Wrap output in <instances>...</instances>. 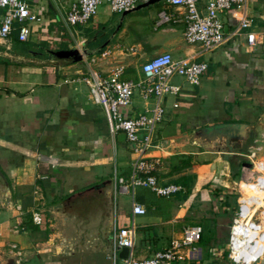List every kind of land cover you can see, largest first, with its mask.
<instances>
[{
	"label": "crops",
	"instance_id": "crops-1",
	"mask_svg": "<svg viewBox=\"0 0 264 264\" xmlns=\"http://www.w3.org/2000/svg\"><path fill=\"white\" fill-rule=\"evenodd\" d=\"M207 1L200 0V5ZM29 3L34 7L33 0ZM248 3L253 19L250 30L263 32L264 0ZM53 7L47 2L46 12ZM164 9L178 13L165 6L164 0L163 5L144 12L150 30L143 36L137 32L136 41L130 43L138 52L137 61L168 53L175 60L193 56L206 62L208 69L199 87L180 86L181 92L173 96L170 105L167 97L171 95L163 97L165 116L147 156L160 161L158 175L164 183H174L172 180L189 173V167L181 168L186 159L192 165L211 160L214 178L210 191L217 186L215 196L221 199L234 182L227 152L197 150L201 146L196 137L203 128L219 124H246L247 133L254 127L247 123L250 116L241 119L239 115H255L248 96L264 91V46L247 47L244 31L233 35L238 16L232 11L221 16L226 41L211 52H200L198 46L184 41L182 15L177 22L160 21L158 15ZM106 22L96 17L82 27L94 34L96 42L95 29ZM103 41L111 55L97 69L105 75L123 66V79H140V68L128 70L131 58L121 51L123 42ZM8 43L0 47V264H112L108 255L113 221L119 228L134 224V256L138 260L180 238L185 226H190L184 214L187 199L181 202L171 197L160 203L149 190L138 188L134 200L145 208L146 215L132 216L131 197L126 211L118 208L113 172L128 174L130 147L123 133L110 134L102 109L90 101L88 88L78 75L86 67H81V62L57 60L51 54L42 59L35 53H22L12 39ZM92 44L85 49L89 54L101 47L89 48ZM209 90L217 99L207 106ZM149 107L136 93L132 115ZM258 120L261 125L262 116ZM58 205L62 207L55 209ZM120 212L125 213V225L118 226ZM33 213L42 218L35 231L25 227ZM210 243L199 245V259L217 250Z\"/></svg>",
	"mask_w": 264,
	"mask_h": 264
},
{
	"label": "built area",
	"instance_id": "built-area-1",
	"mask_svg": "<svg viewBox=\"0 0 264 264\" xmlns=\"http://www.w3.org/2000/svg\"><path fill=\"white\" fill-rule=\"evenodd\" d=\"M48 1L57 7L63 0ZM147 1L67 0L66 6L60 5L59 9L63 10L61 18L64 27L71 30L86 26L98 15L103 5L113 14H122L132 12ZM164 3L167 7L175 8L178 13H168L164 9L158 15L160 21L177 22L178 16L182 15L185 24L184 41L198 46L200 52H211L226 41L221 16L232 11L238 16L233 35L244 31L247 47L264 46V31L250 30L253 19L249 14L248 0H208L203 6L200 0H164ZM42 22L43 18L27 1L0 0L1 41L9 42L12 34L17 31L18 41L26 43L31 36L32 25ZM110 55L109 50L83 54L81 63L86 71L78 75L88 88L90 101L102 109L110 134L123 133L130 147L132 160L128 174L119 175L114 169V194L130 196L132 216H144L145 208L134 200L136 189L145 188L165 199L185 192L180 184L162 182L158 175L160 161L147 156L148 151L154 147L156 127L165 116L163 97L177 96L181 92L180 86L171 83L174 76L182 77L191 86H199L208 64L196 61L193 56L175 60L170 54L162 53L141 64L140 79H123V66L105 75L97 69ZM136 93L150 107L133 116L132 105ZM261 150L262 147L251 146L249 154L245 156L249 162L241 165L236 179L235 191L240 203L233 212L227 243L224 250L218 249L213 253L219 257V253L226 252L228 264H261L264 261V160L257 155ZM31 221L35 225L42 224L38 213L32 214ZM113 222L108 255L112 264H183L200 257L199 243L203 233L200 225L185 227L180 238L172 239L167 247L154 252L150 257L138 260L134 256V224L119 228ZM11 247L16 249L15 245ZM123 248L128 249L125 259L119 257Z\"/></svg>",
	"mask_w": 264,
	"mask_h": 264
},
{
	"label": "rangeland",
	"instance_id": "rangeland-1",
	"mask_svg": "<svg viewBox=\"0 0 264 264\" xmlns=\"http://www.w3.org/2000/svg\"><path fill=\"white\" fill-rule=\"evenodd\" d=\"M28 3L31 0H25ZM47 2L48 0H33V10L38 13L42 18L43 22L40 24H33L32 25V33L29 38V41L27 42L29 44L28 53L34 54L39 53L40 51L51 54L52 52H57L59 50H63L62 48L64 46L68 47V49H74L77 48L80 51H84L85 49H88V45L93 43L89 46V48H93L94 46H97L101 41L104 39L109 38L111 40V44H114L117 41L123 42L120 47L121 51H123V54L129 55L131 58L130 65L128 67V70H136V68H140L143 61H137V54L135 48L131 46V42L136 41V33L141 32V36L145 35L149 32L150 28L148 26L149 22L147 18L144 16V12L150 11L155 9L156 5H163V1L159 2L157 4H154L152 6H149L147 8L140 9L138 11L131 12L124 16L121 19V14H112L109 12V9L106 5H103L99 8L98 15L96 16L98 20L103 21L106 20L105 25H101V27L95 29L97 37L96 42H93V39L95 38L94 35L87 32V29L85 27H79L78 29L72 28L71 30H67L64 25L61 24L62 18L61 14L63 13L62 9H59L60 5L62 7L63 4H66L67 0H63L59 6L53 7L54 9L49 13L46 12L47 10ZM65 7V6H64ZM248 7L249 3H248ZM95 17V18H96ZM150 24V23H149ZM124 30V31H122ZM102 32V35H101ZM101 35V36H100ZM129 42V44L125 43ZM8 42H1V46H7ZM12 45V44H11ZM1 50V49H0ZM14 51V48H12ZM104 50H109L106 46ZM150 59V58H149ZM84 66V64H81V67ZM203 77V76H202ZM202 77L200 79V84H202ZM172 84H177L181 87H187V88H195L199 86H191L189 85L182 77L174 76L171 79ZM210 84L207 83V87ZM208 104L213 105L214 102H216L217 94L209 90L208 91ZM169 96V95H168ZM251 99L249 102L250 105H248L250 108L255 109V115H247L244 116L243 114L239 117L241 119H245V117H251L250 120H248V124L254 127L250 128V131L248 133V138L246 142L243 144L242 148L240 150L234 151V154L232 156H229V163L230 168L232 167V173H236L238 169V165L240 164H246L248 163V159L245 157L249 154V148L251 146L254 147H262V150L257 152V155L264 160V91L261 92H255L254 94L251 92L249 96ZM168 102L169 105L173 101V96H169ZM247 102V101H246ZM263 119V123L260 125L258 118L260 117ZM157 128V127H156ZM158 130V128H157ZM155 130V133L156 131ZM154 133V134H155ZM197 150H205L208 151V149L205 148H196ZM218 150H223V148H218ZM173 160H176V158H173ZM199 165L196 164H190L189 165V173H187L186 176H181L177 179L172 180L173 181H180L183 180V178L188 179V188L189 192L186 194L187 197V212H185V216H187V224L190 226L192 225H200L203 229L204 234L207 236H210V246L216 247L218 249L224 250V247L227 243L228 239V232H227V226L231 222V219L233 217L234 209L237 207V205L240 203L239 197L236 194L235 191V183L236 179H233L232 173L230 172V177L234 181L231 186L229 187V191L225 192L226 195L222 196V198H218V195L215 196V190L212 192L210 188L211 180L214 178V171H213V165H210L213 163L211 160H205V161H199ZM206 166L202 169H198L197 167L200 166ZM209 165V166H208ZM241 167V166H240ZM163 178V177H162ZM165 179V178H164ZM185 194H181V196H184ZM222 195V194H221ZM117 197V204L118 208H122L121 210L126 211L129 208L130 204V196L127 195H120L116 194ZM176 197V196H174ZM157 202L162 203L165 198L156 197L155 198ZM177 199V197H176ZM225 199L227 204L224 205L223 200ZM168 201V200H167ZM166 201V202H167ZM177 201L182 200L179 198ZM155 205H158L155 202ZM185 208V207H184ZM119 209H117L118 211ZM113 211V203L110 201V212L112 215ZM124 215L125 213H118L117 215V225H125L124 221ZM186 227V226H185ZM207 252V254H204V256L201 259L193 260L187 262L188 264H228L226 259V252L222 251L219 257H215L213 254ZM264 264V261L261 263Z\"/></svg>",
	"mask_w": 264,
	"mask_h": 264
},
{
	"label": "water",
	"instance_id": "water-1",
	"mask_svg": "<svg viewBox=\"0 0 264 264\" xmlns=\"http://www.w3.org/2000/svg\"><path fill=\"white\" fill-rule=\"evenodd\" d=\"M163 0H148L145 3L138 5L134 11H138L143 8H147L156 3L162 2ZM131 12H124L121 14V19ZM107 45L104 44L100 47L102 49ZM83 54H89L87 50L82 53L77 48L69 50H59L57 52H52V56L57 60H65L71 63H80L83 60ZM249 126L242 123H228L219 124L214 126H208L200 130L196 137V142L201 146V148L208 149V151L217 150L218 148H223L227 153L225 156L229 158L234 154V151L240 150L243 144L248 138ZM61 205L56 206L55 209L61 208ZM128 254V249L123 248L119 253L121 259H125Z\"/></svg>",
	"mask_w": 264,
	"mask_h": 264
},
{
	"label": "trees",
	"instance_id": "trees-1",
	"mask_svg": "<svg viewBox=\"0 0 264 264\" xmlns=\"http://www.w3.org/2000/svg\"><path fill=\"white\" fill-rule=\"evenodd\" d=\"M79 27H82V26H79ZM78 27V28H79ZM87 32L89 33L90 31L89 30H87ZM94 35V34H93ZM99 37V36H98ZM12 41H13V43H14V45H15V47L20 51V52H22V53H28L29 51H28V46H29V44L26 42V43H22V42H19L18 41V37H17V31H15L13 34H12ZM104 42V41H103ZM103 42H100L97 46H96V49L97 48H99L100 46H102V44H103ZM63 50H69L68 49V47H66V46H64L63 48H62ZM105 48H102V49H100L99 50V52H101V51H103ZM35 55H37L38 57H42V59H49L50 58V54H46V53H44V52H42V51H40L39 53H35ZM44 57V58H43ZM182 165H181V168H183V167H189V165H190V162H189V159H186V160H184V161H182V163H181ZM242 164H240V166H241ZM240 166L238 165V169L239 170H237V172L236 173H232V176H233V179L235 178V179H237V177L239 176V171H240ZM232 167H231V171H232ZM174 183H176V184H180V185H182L184 188H185V192L184 193H178V194H176L175 196L179 199H181V200H185L186 199V197H187V193L189 192V188H188V185L187 184H189L188 183V179L187 178H183V180H180V181H175ZM181 194L183 195V194H185L184 196H181ZM174 197V196H173ZM223 203H224V205H226L227 204V202H226V200H224L223 201ZM235 210V209H234ZM25 227H27V229H29V230H31V231H35V230H38V226H36V225H33V223L31 222V219L29 220V221H27L26 223H25ZM211 239V237L210 236H206L205 234H204V232L202 233V238H201V240H200V243H199V245L200 244H202V243H208V241Z\"/></svg>",
	"mask_w": 264,
	"mask_h": 264
}]
</instances>
